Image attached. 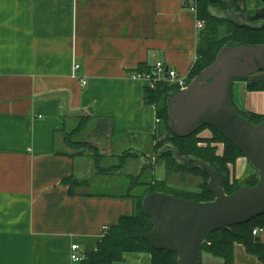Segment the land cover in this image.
Returning a JSON list of instances; mask_svg holds the SVG:
<instances>
[{
	"label": "crops",
	"instance_id": "obj_1",
	"mask_svg": "<svg viewBox=\"0 0 264 264\" xmlns=\"http://www.w3.org/2000/svg\"><path fill=\"white\" fill-rule=\"evenodd\" d=\"M188 1L0 0V264H78L70 259L72 244L84 257L132 213L131 198L90 189L113 184L119 171L95 175L88 152L72 156L65 136L84 119L75 140L97 146L107 167L131 146H151L157 119L143 95L151 84L129 75L157 61L187 74L198 42ZM236 3L243 17L256 8V0ZM246 77L234 81L233 102L264 114V89L247 88L264 83V68ZM248 162L236 159V178ZM72 177L80 181L75 194L62 182ZM256 236L264 243V228ZM114 264L152 258L125 253ZM234 264L264 263L236 243Z\"/></svg>",
	"mask_w": 264,
	"mask_h": 264
},
{
	"label": "trees",
	"instance_id": "obj_2",
	"mask_svg": "<svg viewBox=\"0 0 264 264\" xmlns=\"http://www.w3.org/2000/svg\"><path fill=\"white\" fill-rule=\"evenodd\" d=\"M188 2L187 5L190 4V1ZM192 4H195L196 19L202 20L204 26L198 32L195 60L186 74V84L210 66L223 48L264 45V25L258 27L260 24L257 22H251L250 25L238 24L228 14V16H219L210 11L212 7L227 11L226 0H193ZM230 7L235 14L244 11L238 7L236 0H230ZM152 67L141 64L134 71L151 73ZM246 78V76H241L232 80L229 87V102L239 115L253 124H259L264 122V114L242 111L233 102L234 81ZM247 88L263 90L264 83L251 82L247 84ZM179 91L177 85L166 80L155 81L144 88V102L154 105L157 119L155 132L150 136L151 150L153 156L157 157V161L163 162L167 175L176 173L184 179L186 174H190L192 177L198 178V188L194 191L173 189L169 186L167 178L156 179L153 177L146 180L143 175L147 171L146 169L151 167L148 164L143 165L139 174L131 175L130 178L133 181L131 180L132 184L127 192L118 195L121 198L133 200L132 213L121 216L117 223L110 225L97 243L96 248L86 251L78 264H114L123 261L125 253H148L151 255L152 264H177V256L173 251L156 247L155 229L143 209V197L148 193L162 192L195 202L213 200L214 196L209 190V175L202 165L217 174L226 194H231L243 187H253L257 183L258 172L249 162L244 176L235 177L233 169L236 159L241 156L246 157V155L217 128L204 125L186 137H179L172 133L168 124V101L174 93ZM83 120L66 133L65 139L68 146L74 150L71 153L72 156L76 157L88 152L94 164L95 175H113L123 166L126 159L138 156L136 153L125 151L118 155L117 163L109 167L105 166L106 158L99 152L97 146L75 140L76 132L85 122ZM206 128L210 129L212 137L198 136ZM163 132L166 133V137L161 140L159 137ZM218 142L223 143L222 154L216 153L217 146L215 144ZM62 182L69 184L71 194H75V187L80 184L76 177L66 178ZM254 228H264V212L245 222L233 225L229 229H218L209 233L201 245V253L219 259L218 262L210 264H234V245L240 243L245 246L248 253L258 257L264 263V243L259 240L258 236L252 234ZM200 264H205L201 258Z\"/></svg>",
	"mask_w": 264,
	"mask_h": 264
},
{
	"label": "water",
	"instance_id": "obj_3",
	"mask_svg": "<svg viewBox=\"0 0 264 264\" xmlns=\"http://www.w3.org/2000/svg\"><path fill=\"white\" fill-rule=\"evenodd\" d=\"M231 10L230 0H227ZM238 24L264 25V0ZM264 68V45L223 48L216 60L169 99L168 124L173 134L186 137L204 125L221 131L248 158L258 172L253 187L226 194L216 173L209 175L214 199L195 202L165 194L148 193L142 206L156 233V247L173 251L177 264H200L201 245L218 229L245 222L264 212V122L253 124L239 115L229 102V87L235 77L249 76Z\"/></svg>",
	"mask_w": 264,
	"mask_h": 264
},
{
	"label": "rangeland",
	"instance_id": "obj_4",
	"mask_svg": "<svg viewBox=\"0 0 264 264\" xmlns=\"http://www.w3.org/2000/svg\"><path fill=\"white\" fill-rule=\"evenodd\" d=\"M210 10L213 12V14H217L219 12L218 9L213 8V7L210 8ZM232 13H234V12L229 11V10H227V11L225 10L224 15L228 14L229 16L232 17ZM238 16H240V19L244 18L242 15H238ZM237 85L238 84H236L233 88L234 92L237 89ZM205 135H207V136H205ZM198 136L210 138V137H212V132L210 131V129L206 128L203 131H201L198 134ZM165 137H166V133L163 132V134L159 137V139L162 140ZM141 140H142V137L138 138V140L135 139V141L138 142V144L140 142H142ZM146 142H148V141H146ZM146 142H144V143H146ZM133 143L134 142L131 141L130 145L127 144L125 148H127V147L130 148V146ZM215 145L217 146V150H216L217 152L216 153L222 154L223 143L218 142ZM151 147L152 146L148 145L146 151H144V149L141 150L139 148V146H134V147L131 146V148L128 151L132 152L133 154H135V153L138 154V157L137 158L130 157V158L126 159L123 166L118 170L120 173H119V175L116 176L117 178H114L110 181V182H113V184H104V185L95 186V187L90 186V189L92 190V192L101 191L104 193H111V194H117V195L125 194L127 192L128 188L130 187V185L132 184V181H133V179L130 178L131 175L135 176V175L139 174L141 171L140 170L141 167L145 164H148L151 167V168H147L146 169L147 171L143 175V177L146 180H150L153 177H155L156 179L167 178L169 186L173 189H182V190H187V191H194L198 188V185H197L198 184V178L192 177L190 174H186V178H184V179L180 178L179 175L176 173H172L170 175H167L163 162L157 161V157L153 156ZM144 153L147 154L146 156L148 158L144 157V155H143ZM117 159L118 160L116 162L119 161V157H117ZM138 164L140 165V167ZM230 169H231V166H230ZM213 258L214 257L205 255V253H203V262L206 264L212 263V262L215 263L216 261H218L217 258H214V260L212 261Z\"/></svg>",
	"mask_w": 264,
	"mask_h": 264
},
{
	"label": "built area",
	"instance_id": "obj_5",
	"mask_svg": "<svg viewBox=\"0 0 264 264\" xmlns=\"http://www.w3.org/2000/svg\"><path fill=\"white\" fill-rule=\"evenodd\" d=\"M190 9L196 12L195 4H191ZM203 26V21L196 19L195 27L197 33L203 28ZM77 69H79V65L75 64L74 70ZM129 78L133 80H148L150 84L154 83L155 81L166 80L169 83H174L177 85L179 89H182L187 85L185 81L186 75L178 72L175 68L168 66L163 61H157L153 65L151 73L135 71L130 73ZM80 83L85 85L87 81L84 78H80ZM260 230V228H254L252 234L256 235ZM78 248L79 246L77 244H72L70 247V259L72 261L79 262L83 259V256L78 252Z\"/></svg>",
	"mask_w": 264,
	"mask_h": 264
}]
</instances>
